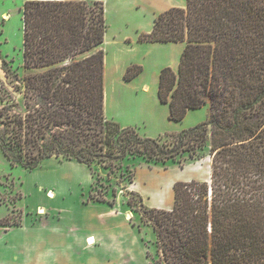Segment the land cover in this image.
<instances>
[{
    "label": "trees",
    "instance_id": "16d2710c",
    "mask_svg": "<svg viewBox=\"0 0 264 264\" xmlns=\"http://www.w3.org/2000/svg\"><path fill=\"white\" fill-rule=\"evenodd\" d=\"M104 31L100 0L24 1L23 63L43 69L26 77L41 104L35 109L40 120L32 127L6 115L11 137L0 148L11 164L33 168L53 155L87 163L80 154L91 152L66 142L61 127L68 124L77 142L82 129L105 131L100 141L113 155L117 147L109 135L119 125L104 118ZM138 40L184 42L177 70L159 72L158 97L170 119L209 106L207 120L166 132L173 140L165 148L148 137L123 135L126 128L116 133L123 144L117 158L127 149L147 159L157 151L162 161L209 150L207 179L176 181L171 207L148 210L156 264H264V0H185L184 7L156 14ZM140 70L131 65L124 78ZM85 240L92 244L94 237Z\"/></svg>",
    "mask_w": 264,
    "mask_h": 264
},
{
    "label": "rangeland",
    "instance_id": "374dc122",
    "mask_svg": "<svg viewBox=\"0 0 264 264\" xmlns=\"http://www.w3.org/2000/svg\"><path fill=\"white\" fill-rule=\"evenodd\" d=\"M24 1L0 0V145L9 142L11 137L3 123L7 114L20 116L23 124L32 127H36L34 120H40L35 109H40L41 104L33 95L34 90L26 85V77L43 69L27 68L23 63ZM100 1L105 18L101 48L106 64L104 70H107L104 86L106 83L108 99H111V84L118 77L124 78L125 71L118 74L123 65L125 70L131 65L141 68L124 80L134 78L138 83H147L151 94L154 87L158 91L160 70L170 67L176 71L179 56L176 55L173 67L168 66L167 56L174 55L172 49L138 40V33L143 30L136 32L137 25H148L151 4L155 0ZM171 2L178 7L185 6V0ZM134 35L137 36L133 42L130 39ZM156 94L158 96V92ZM160 102V108L167 109V104ZM208 117V104L189 109L181 120L168 122L175 130L170 132L193 127ZM104 118L116 122L105 115ZM116 123L119 125L116 128L109 125L115 128L109 135L111 145L117 147L111 156L100 141L105 131L95 135L89 129H82L77 142L76 128L71 130L72 124L61 127L66 129L67 143L71 139L78 143L72 146L74 151L84 147L91 152L90 155L80 154L87 162L85 166L74 157L53 155L28 168L19 163L11 164L0 148V223H3L0 224V264H156V236L148 210L171 207L176 181L207 179L209 150L205 147L178 153L173 159L162 161L157 151L147 159L142 153L127 149L125 155L117 158L123 144L116 139V133L121 128L128 130L123 135L148 137L158 141L160 147L173 138L166 132L150 136ZM50 138L47 133L44 139ZM101 144L103 149H100ZM97 199H105L104 207L96 209L90 207L94 205L84 204H93ZM96 220L99 221L96 223ZM86 221L90 229L99 228L102 232L101 237L93 235L92 244L85 240L88 238L84 230Z\"/></svg>",
    "mask_w": 264,
    "mask_h": 264
},
{
    "label": "crops",
    "instance_id": "0c3cea01",
    "mask_svg": "<svg viewBox=\"0 0 264 264\" xmlns=\"http://www.w3.org/2000/svg\"><path fill=\"white\" fill-rule=\"evenodd\" d=\"M151 6H152L150 12L151 17H150V21H148V25L145 26L137 25L138 29L136 30V32H139L141 30L145 32H149L153 27V20L155 15L158 12L175 5H173L171 0H155L151 4ZM136 36L137 35H134L130 40L133 41L136 38ZM147 43H157L160 45H165L167 48L169 47V49H172L174 55L172 58H169V56H167L166 65L173 67L174 60L177 58L176 57L177 55L179 56L177 62V68H178L180 55L184 48V42L156 41V42H147ZM169 60L170 62H168ZM104 62H105V57H104ZM124 71H125V66L123 65L120 68L118 74L122 75ZM106 75H107V70H104V78L106 77ZM111 86H112V91H110L111 99H108L107 96L106 83L104 86L103 109H104V115L107 118L118 122L121 126L133 127L136 128L137 130H141L143 133L150 136L161 134L163 132L175 131L173 130L174 127L170 126L168 122L169 121L176 122V120L169 118L168 105H166L167 109L165 106H162L160 108L159 106L160 101L156 94L157 92L156 87H154V90L152 91L151 94L147 83H140V82L138 83L137 79L134 78L131 80H124V78L122 77L116 78L115 82H113ZM109 103H111V106H109L110 105ZM161 104H163V102ZM81 165L85 166V164L82 162ZM84 204L88 206L94 205L90 207H95L96 209H100L101 207H104V203H102L101 201L95 202L93 204L90 203L87 204L84 203ZM64 208L67 209L66 207ZM99 217H100V213H98L97 219H99ZM98 221L96 220L94 222L97 223ZM87 224L88 223L86 221L84 223V230L86 234L85 237L102 236V232L100 231L99 228L90 229Z\"/></svg>",
    "mask_w": 264,
    "mask_h": 264
}]
</instances>
